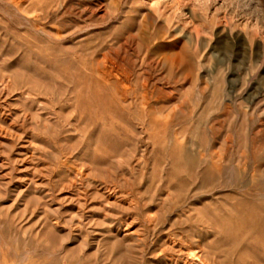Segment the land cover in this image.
<instances>
[{
	"label": "rangeland",
	"instance_id": "374dc122",
	"mask_svg": "<svg viewBox=\"0 0 264 264\" xmlns=\"http://www.w3.org/2000/svg\"><path fill=\"white\" fill-rule=\"evenodd\" d=\"M0 264H264V0H0Z\"/></svg>",
	"mask_w": 264,
	"mask_h": 264
},
{
	"label": "bare ground",
	"instance_id": "6f19581e",
	"mask_svg": "<svg viewBox=\"0 0 264 264\" xmlns=\"http://www.w3.org/2000/svg\"><path fill=\"white\" fill-rule=\"evenodd\" d=\"M197 259V258H196Z\"/></svg>",
	"mask_w": 264,
	"mask_h": 264
}]
</instances>
